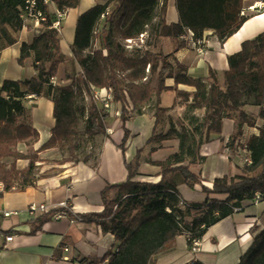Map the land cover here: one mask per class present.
Returning a JSON list of instances; mask_svg holds the SVG:
<instances>
[{"label": "trees", "instance_id": "16d2710c", "mask_svg": "<svg viewBox=\"0 0 264 264\" xmlns=\"http://www.w3.org/2000/svg\"><path fill=\"white\" fill-rule=\"evenodd\" d=\"M24 1L0 0V49L17 43L16 34L23 26L19 8ZM51 1L66 13L80 3V0ZM243 1L176 0L179 23L170 26L164 19L167 0H110L104 5L98 4L78 19L72 53L81 71L63 87L52 84L63 57L61 34L52 27L54 17L49 16L44 30L32 43L22 45L18 59L19 65L24 66L33 57L37 75L24 81L6 80L0 86V184L4 187L3 192L34 187L46 178V173L38 174L35 165L39 154L46 150L67 151L69 156L61 164L92 161L97 168L98 155L87 154L83 148L94 137L106 134V119L110 114L92 99V91L93 88H111L115 102L122 107L125 138L120 149L123 155L130 138L125 127L127 115L136 113V107L149 103L154 93L159 101L163 91H174L175 105H185L186 110L178 125L180 130L171 124L167 132H159L169 110L156 107L155 130L148 141L151 152L157 151L166 141H179L178 151L165 161H151L160 167L161 180L157 183L137 181L140 166L137 156L134 162H125L127 180L108 185L103 190V211L82 216L101 226L103 232L112 234L118 243L116 250L86 264H155V257L170 248L178 236L186 234L192 245V240H200L208 228L241 210L245 201L264 200V126L259 128L258 135H252L247 141L252 163L244 166L241 175L216 179L213 187L208 188L190 171V165L205 160L200 155V148L211 140V135L222 133L224 120L235 122V133L229 145L232 148L242 137L245 127L256 126V119L242 109L244 105L252 103L261 107L259 118L264 121V33L243 42L241 51L228 58L225 89L219 85L213 70L206 79L193 78L174 54H153L148 49L129 52L125 47L126 40L137 39L141 34L148 35L145 44L148 48L153 36L176 40L192 31L201 38L205 30L214 31L224 44L248 19L242 15ZM43 9L48 13V7L43 6ZM157 18L158 22L154 23ZM149 66V72L157 75L156 88L147 77ZM168 78L174 79V87L165 85ZM179 85L195 91L180 90ZM53 91L55 126L51 138L39 150L21 153L20 144L39 138L24 104L26 98L43 97ZM129 102L133 106L132 112L126 108ZM199 109L206 110L203 118L194 115ZM82 121L84 129L80 130ZM8 158H13V163L8 164ZM21 159L28 160L29 165L19 170L16 163ZM177 177L190 188L200 185L207 200L202 204L185 202L177 189ZM211 195L227 198L220 201L211 199ZM47 221L46 217L39 220L41 225ZM239 264H264V229L255 236Z\"/></svg>", "mask_w": 264, "mask_h": 264}, {"label": "crops", "instance_id": "0c3cea01", "mask_svg": "<svg viewBox=\"0 0 264 264\" xmlns=\"http://www.w3.org/2000/svg\"><path fill=\"white\" fill-rule=\"evenodd\" d=\"M110 0H80L76 8L69 10L61 27V55L63 62L60 64L55 81L56 85L67 86L71 82L73 72H79V65L72 53L76 28L79 17L101 4ZM264 0H244V16L247 21L224 44H221L212 30H205L201 38L206 40L204 53L199 54L185 40V34L176 40L171 38H156L153 36L148 51L153 54L162 52L165 56L174 54V57L187 68V73L193 78H208L210 70L216 74L219 85L225 89V73L229 70L228 58L241 51L245 41L254 40L264 33ZM163 2H161L162 6ZM161 6L158 9L160 14ZM251 6H257V11H249ZM114 5L111 8L113 12ZM243 15V14H242ZM167 25L179 23V14L176 0H167V9L164 15ZM158 22V18L154 23ZM102 24L99 29H101ZM44 30V29H43ZM37 34L33 29H23L16 34L17 43L10 47L0 49V86L6 80L24 81L37 75L33 68L34 59L29 58L24 66H20L18 59L21 47L25 43H32ZM99 44L97 40L96 45ZM152 87L157 86V75L147 74ZM167 87H174V79L165 81ZM180 90L194 92L195 89L179 85ZM54 91L47 92L43 97L26 98L25 107L29 111L30 122L38 131L39 138L34 142L19 145V151L24 154L35 152L41 148L52 136L55 126L54 118ZM89 102V98L87 97ZM176 93L163 91L157 100L153 94L149 103L136 107V113H129L125 123L130 132L126 145L125 155L122 154L120 145L125 138L122 118L115 112L122 107L115 103L113 111L106 119V134L98 135L90 140L83 151L87 154L94 152L98 155V167L94 168L92 161L89 163L68 162L61 164L68 152L60 149H50L39 154V161L35 163L38 174L46 173L47 177L38 181L34 187L21 191L3 192L0 197V264H65L64 255L78 259L81 264L102 259L111 250H116L118 243L110 233L103 232L101 226L95 222L83 220L77 224L67 221H54L50 219L41 225L39 214H31L29 206L35 204H48L53 209L59 203L67 201L81 216L101 213L104 209L102 192L108 185H117L128 178L127 163L134 162L139 156L140 166L137 181L157 183L161 180L159 166L152 162H162L176 153L179 141H166L162 147L151 152L148 145L149 139L155 130V111L159 105L168 109L166 122L158 129L167 132L171 124L178 130L179 123L183 120L185 105H175ZM248 115L256 119L255 127H245L242 137L237 141H248L252 135L259 134V128L264 126V121L259 118L261 107L252 103L242 108ZM206 110L199 109L194 115L199 118L205 116ZM235 133V122L224 120L221 134L211 135V140L200 148V155L205 160L200 164L190 165V171L201 178L203 185L212 188L216 179L225 176H239L243 172V156H235L226 152L230 140ZM236 142V143H237ZM233 150V148H232ZM230 155V158H227ZM13 158H8V164L13 163ZM17 168L25 169L28 160H18ZM177 189L182 199L187 203L202 204L207 200V195L200 185L190 188L177 177ZM116 192H113L115 194ZM211 199L223 201L225 195H211ZM6 213H12L6 217ZM264 229V200L255 199L245 201L242 209L234 212L229 217L221 220L207 229L200 239V247L194 251L189 245L188 237L182 234L177 237L173 245L155 257V264H239L241 258L247 253L254 242L255 236ZM13 235V241L6 243V237ZM69 248L65 253L64 249ZM83 262V263H82Z\"/></svg>", "mask_w": 264, "mask_h": 264}, {"label": "built area", "instance_id": "2783aa9c", "mask_svg": "<svg viewBox=\"0 0 264 264\" xmlns=\"http://www.w3.org/2000/svg\"><path fill=\"white\" fill-rule=\"evenodd\" d=\"M263 5L264 3L261 4L260 7H262ZM43 6L48 7V13L45 12ZM256 7L257 6H251L249 8V11H257ZM19 10L20 17L23 22L22 30L33 29L37 35L43 31V25L45 22H47L49 16L54 17L52 27L60 32L62 27V21L66 15V12H62L61 10H59L56 4L51 0H25L24 5L20 7ZM242 14L244 15V13ZM147 39V34H141L137 39L126 40L125 47L129 52L134 51L135 49L145 50L147 49V47L145 46ZM185 40L199 54L204 53V47L206 45V40L204 38H197L192 31H188L187 35L185 36ZM149 69L150 66L148 67L147 72H149ZM54 80H52V84L54 83ZM32 97L35 96H29V99H31ZM92 99L98 104H100V106L109 114L113 111V107L116 103L114 92L111 88H93ZM118 104L121 106L120 103ZM126 108L129 112L133 111V106L130 102L127 104ZM115 113L116 115L121 117V111H117ZM225 151L228 152V154H231V152H238L239 154H242L244 166L250 165L252 163L250 152L247 150V141H239L235 144L233 150L232 148L227 147ZM227 158H230V155ZM3 189V185L0 184V192H3ZM14 189L15 188H13V190ZM29 211L31 214H39L42 217L49 216L50 219L54 221H67L72 225L84 220L83 217L79 215L67 201L59 203L55 209H53L48 204L32 203L29 206ZM10 215H12V213L5 214L6 217H9ZM13 238V235L7 236L5 240L6 243L12 242ZM191 247L194 251H197L200 247V240L193 239ZM64 252L68 253L69 248H65ZM62 261L65 264H81L78 259H75L68 255H64L62 257Z\"/></svg>", "mask_w": 264, "mask_h": 264}, {"label": "rangeland", "instance_id": "374dc122", "mask_svg": "<svg viewBox=\"0 0 264 264\" xmlns=\"http://www.w3.org/2000/svg\"><path fill=\"white\" fill-rule=\"evenodd\" d=\"M79 72L81 71V68H80V66H79ZM76 74H77V72H73L72 73V75L70 76V77H75L76 76ZM71 83V82H70ZM69 83V84H70ZM56 84H58L55 80H54V83H53V85L55 86V87H59L58 85H56ZM60 87H62V86H60ZM86 103L88 104V101L86 100ZM84 129V121H82V123H81V126H80V130H83ZM233 155H235V156H241V154H239L238 152H234L233 153ZM4 188V187H3Z\"/></svg>", "mask_w": 264, "mask_h": 264}]
</instances>
